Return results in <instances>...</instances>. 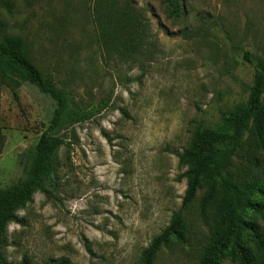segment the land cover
<instances>
[{
	"label": "rangeland",
	"instance_id": "374dc122",
	"mask_svg": "<svg viewBox=\"0 0 264 264\" xmlns=\"http://www.w3.org/2000/svg\"><path fill=\"white\" fill-rule=\"evenodd\" d=\"M96 1L0 0V37H20L43 75L78 109H92L55 153L51 195L36 192L17 212L21 223L7 227L8 262L140 264L141 252L181 207L190 166L177 155L197 129L221 125L247 97L254 70L264 67V0H181L177 18L160 0H140L154 49L147 39L127 61L104 59ZM54 107L34 85L23 83L16 100L0 83V191L27 179ZM205 141L197 139L193 156ZM239 160L232 158L230 171ZM257 165L241 167L243 180H263L264 156ZM210 186L216 204L204 222L200 202ZM220 189L217 179L196 191L182 211L186 236L161 247L154 264L199 263L215 232ZM246 215L264 225L261 215ZM220 263L237 264L228 257Z\"/></svg>",
	"mask_w": 264,
	"mask_h": 264
},
{
	"label": "trees",
	"instance_id": "16d2710c",
	"mask_svg": "<svg viewBox=\"0 0 264 264\" xmlns=\"http://www.w3.org/2000/svg\"><path fill=\"white\" fill-rule=\"evenodd\" d=\"M139 1H96L94 20L104 59L119 61L122 58L127 61L147 39L154 49L151 41L153 35L149 34L150 18L147 11L139 6ZM160 2L168 17L181 15V0ZM153 49L149 52L152 53ZM244 57L250 60L248 52L244 53ZM25 82L48 95L55 107L46 130L33 149L27 179L0 191V264H34L24 258L16 263L6 260L7 227L11 223H21L17 212L25 208L36 192L51 195L47 182L54 172L56 151L66 144L65 136L73 125L92 116L91 108L78 109L62 86L43 75L29 58L26 44L20 37H0V83L10 89L18 100V89ZM221 122L216 128L197 129L188 149L177 155L180 164L190 166L181 207L173 213L168 227L141 252L140 264H154L161 247L173 238L182 240L186 236L182 211L193 201L198 189L217 179L221 189L213 218L215 232L210 244L202 251L198 264H221L220 259L224 257L237 264H264V225L246 215L247 212L254 216L261 215L264 223V178L262 181L243 180L246 176L243 170L258 167V157L264 156V67L254 70L247 97L230 110ZM246 134L248 136L245 138ZM202 136L206 137L205 144L193 156L197 139ZM244 145L246 148L242 151ZM2 148L3 138L0 136V152ZM239 157L237 170L230 171L232 158ZM214 204L216 196L210 186L200 202L199 213L204 222H208V208ZM44 264L71 263L61 258Z\"/></svg>",
	"mask_w": 264,
	"mask_h": 264
}]
</instances>
